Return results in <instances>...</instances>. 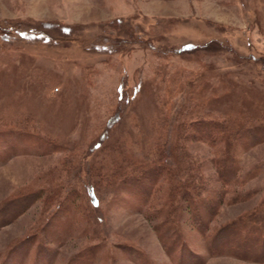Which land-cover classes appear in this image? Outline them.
Segmentation results:
<instances>
[{"label": "rangeland", "instance_id": "1", "mask_svg": "<svg viewBox=\"0 0 264 264\" xmlns=\"http://www.w3.org/2000/svg\"><path fill=\"white\" fill-rule=\"evenodd\" d=\"M189 106L251 131L235 135L238 175L229 186L202 131L180 129L190 156L181 160L201 163L199 191L210 199L199 216L190 211L181 222L183 244L168 237L174 244L167 248L157 225L180 213L169 202L158 212L175 194L167 172L144 202L101 189L100 207L75 180L95 175L111 148L151 160L154 119L168 118L164 139ZM260 116L264 0H0V130L47 132L49 141L7 155L0 146V256L11 247L19 254L18 244L40 236L52 257L44 264H264V250L252 243L237 240L214 254L206 236L220 230L221 241L236 219L264 210ZM173 160L166 153L163 162L171 167ZM60 182L76 185L74 204L70 187L55 191ZM35 190L41 196L26 200L23 194ZM254 239L264 238L257 231ZM96 245L93 259L80 257Z\"/></svg>", "mask_w": 264, "mask_h": 264}, {"label": "trees", "instance_id": "2", "mask_svg": "<svg viewBox=\"0 0 264 264\" xmlns=\"http://www.w3.org/2000/svg\"><path fill=\"white\" fill-rule=\"evenodd\" d=\"M178 115L179 117H177L182 119H177L178 121H176V124L172 126L174 129L171 130V135L164 134V139L161 137L163 135V131L165 132L169 129V120L167 117L154 119L156 141L152 147L151 160L147 158L142 159L133 157L111 148V150L103 151L101 164L99 166L100 170L95 172V175L88 176L84 179L77 177L75 180L77 186L79 184L84 187L86 198L91 200L92 205L94 207H100L102 201H104V197L102 198L101 195V189L107 193L108 196H114L116 194L117 197H119L121 192H128L131 195L139 196V198L144 202V198H147L150 195V190L158 180V177L162 175L164 171L167 172V175L170 177L168 179H170V182L172 183L175 194L166 199L164 198L165 201L160 206V211L158 212L161 214L162 211H165L164 208H166L165 204H167V202H169L172 210L175 209L174 213L176 209H180L179 215H177V212L174 215L175 218L173 217V213L166 212L167 214L165 216L168 218H163V222H160L159 225H157L159 235L163 239V242L167 245V248L168 246L170 247V245L172 246V244H174L172 241H175V244L178 246L183 244L182 238H186L182 231L184 218L190 217V211L195 212L196 215L199 216V213L201 212L199 210V205L202 206L203 203H206L205 199H210L209 197L203 196L201 194L202 192L199 191L201 185H203V174L196 169H199L197 166H200L201 163L197 160H194L197 162L191 160V162L183 163L181 160L182 156L186 158H189L190 156L185 153L187 151L181 143L182 138L180 137V129L183 130L182 132L184 134L186 133V135L193 129L202 131L199 138L202 142L211 144L216 148L217 162L220 168L219 176L222 183H230L229 186H231V182H235V177L238 175L235 148L238 143L235 144V140H237L236 137L241 136L245 133V131H251L249 130L250 126H240L237 124L238 120L236 121L235 118L233 120L237 124L235 129L236 132L235 130H226L227 125L232 126L234 123L233 120H216L211 118V115L208 113L203 112L201 108L195 109L193 107L190 108V106L183 107L179 111ZM258 118L262 119L263 117L260 116ZM259 129L262 131V127H259ZM222 132H224L225 135H220ZM226 133L229 135L227 136ZM46 136L47 132L44 134H36L33 133V131L22 128L2 129L0 130V146L3 147L2 154L5 153L7 155L8 152L12 153L18 149V146L33 143L36 139L39 140L37 143H42L43 146L49 145V141L45 139ZM173 136H175V138ZM166 153L168 156H172V158H174V162L171 167H168L163 162ZM180 174L183 177H181ZM69 185L70 182L57 183L55 191L57 192V188L65 190V188L70 187L67 199L68 202H72V204H74L77 195L80 193L75 190V184H73V186ZM40 192L42 191L35 190L25 192L23 195L27 197L26 200L29 202H34L41 196L39 195ZM56 192L49 191L52 195H55L54 193ZM180 195H182L183 198L180 197ZM67 204H65L62 200L59 202V207L64 208ZM1 207L5 208L3 205ZM60 211L62 213H59L63 216L66 214L68 209ZM204 220L205 218L203 217V221ZM201 225L207 227L205 224ZM235 228L237 229L236 232H234V230H236ZM241 231L243 234H241ZM257 231H259L264 238V210L261 211L260 209L236 219L233 224H230L229 227L225 229L226 233H224V239L221 241H219L220 238H218V236H220V230L214 232L213 235L207 234V241L209 240L207 248L214 254L216 251L220 253L222 248H228V246L236 244V241L239 240L241 242H245V246L252 243L255 245V249L259 248L260 250H264V239H254V235ZM168 237H173L174 239L168 242L166 241ZM221 237H223L222 234ZM39 238L40 236L31 237L27 239L26 242L20 243V245L18 244V247H21V245H24V247L19 251V254H17L18 252L16 253L17 255L15 254L17 249L11 247L4 257L0 256V264L50 263L52 261V257L46 247L47 245L45 244V239L43 237L41 239ZM35 243H37L36 246L34 245ZM97 247L98 246L96 245L92 249H88L90 252L87 251L83 253V255H80V257L87 255L89 256V259H93L95 257V253L97 252V249H95Z\"/></svg>", "mask_w": 264, "mask_h": 264}]
</instances>
